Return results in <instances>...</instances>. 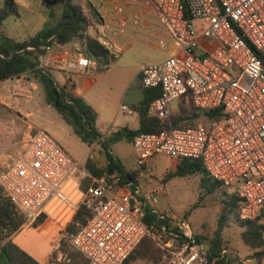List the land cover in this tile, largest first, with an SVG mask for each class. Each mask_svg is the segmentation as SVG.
Listing matches in <instances>:
<instances>
[{
    "label": "built area",
    "instance_id": "built-area-1",
    "mask_svg": "<svg viewBox=\"0 0 264 264\" xmlns=\"http://www.w3.org/2000/svg\"><path fill=\"white\" fill-rule=\"evenodd\" d=\"M152 1L178 52L141 69L142 86L161 90L149 104L148 115L167 120L174 113L173 103L183 98L199 110L221 107L223 115H202L186 127L134 135L137 169L131 177L119 171L92 174L44 129L32 131L11 163L0 164V185L26 223L32 225L41 216L55 222L60 236L88 264H124L145 237L168 252L169 264H214L208 244L198 239L188 220L158 209L161 188L142 184L155 155L200 159L213 179L237 191L243 220L254 219L264 206V0ZM95 39L110 54L120 51L104 26ZM42 47L45 53L37 67L62 72V85L71 91L77 75L94 76L99 70L98 60L82 51ZM120 107L131 110L126 104ZM85 179L89 184L82 188ZM82 205L91 216L76 231H68ZM149 214L156 220H147ZM60 240L47 264L69 261L59 249Z\"/></svg>",
    "mask_w": 264,
    "mask_h": 264
},
{
    "label": "trees",
    "instance_id": "trees-1",
    "mask_svg": "<svg viewBox=\"0 0 264 264\" xmlns=\"http://www.w3.org/2000/svg\"><path fill=\"white\" fill-rule=\"evenodd\" d=\"M43 2L49 9L56 5L64 7L63 17L59 18L55 28L47 26L30 40L20 42V40L14 41L8 37L1 39L0 81L20 77L24 73H27L28 76H34L43 85L47 102L62 113L81 141L89 144H93L95 141L100 142L105 150L107 163L104 166H99L95 159L93 160V157H88L86 167L92 174L102 176L119 171L120 173H126L129 177L133 175V172L126 171L123 163L109 151V143L111 141L125 137L132 139L134 135L141 132H157L165 128L186 127L194 124L202 115H206L211 119L219 118L223 115L221 107L199 110L192 105L190 110L183 109L179 112H174L170 118L161 121L148 115L149 104L160 95L161 91L159 87H152L146 90L145 99L141 104L140 127L135 130H120L108 139H102V134L96 124L97 114L94 108L83 98L77 96L73 90L71 91L65 85L59 84L52 76L51 71H43L37 65L39 56L45 53V49L42 47L44 44H49L53 47H69L74 51H82L87 56L98 60V65L100 66L109 64L112 55L94 37L89 35L88 28L93 24V21L85 14L82 6L76 0H43ZM12 14H19L18 3L15 0H5L3 7H0V27L6 17ZM30 46L35 48L31 49L29 48ZM194 173L202 174L201 185L203 188L208 187L206 190L223 187L207 173L200 159H180L176 168L167 172L163 180H168L176 175L184 176ZM88 184L89 179H85L82 183V188H86ZM230 197L231 199L227 202L220 221H222L223 225V220L230 219L240 226L244 240L250 247L256 249L254 255L262 263L261 260L264 257V222L261 221L259 214L252 220L241 219L239 216L241 199L237 191L231 193ZM91 214V210L82 205L66 229L68 231H76L81 224L88 220ZM155 218L154 214H149L146 219L155 221ZM44 222L45 217L41 216L31 226L36 227ZM24 224H26L25 216L17 209L0 185V258L3 264H41L20 247L13 238V235ZM220 230L221 226L217 230L218 235L211 241L209 259L210 261L215 260V264H235L228 262L221 255V243L218 238ZM196 236L199 240H204L203 236ZM59 249L69 257V261L65 262V264H88L87 258L69 243L66 238H61ZM162 256L163 252L156 246L153 239L145 237L124 264H133V261L138 259L159 262L162 260Z\"/></svg>",
    "mask_w": 264,
    "mask_h": 264
},
{
    "label": "crops",
    "instance_id": "crops-1",
    "mask_svg": "<svg viewBox=\"0 0 264 264\" xmlns=\"http://www.w3.org/2000/svg\"><path fill=\"white\" fill-rule=\"evenodd\" d=\"M15 1L21 3L30 0ZM38 1L43 7L48 8L43 0ZM4 2L5 0H0V5L2 3L4 5ZM76 2L93 21L88 28L89 35L95 38L98 29L104 26L108 37L118 45L120 51L115 54L111 53L109 64L99 65V70L94 76L77 75L72 90L94 108L99 130L103 127L113 128V131L102 133V139H108L120 130L138 129L141 125L140 108L148 89L141 84V69L147 64L161 62L178 52L171 31L152 0H76ZM50 10H57L61 18L64 15V7L60 5ZM12 15L19 16L20 13ZM58 22L59 20H56L55 24L49 27L55 28ZM3 24L0 27V33ZM41 31L42 29L33 34L28 33L27 37L16 38L9 34L4 37L21 42L34 38ZM21 78L29 79L30 77L24 73L20 77L8 79L17 81ZM3 81H0V109H12L24 114L20 109H29L27 108L29 104H25L27 101H24L22 97L33 99V95L28 90L19 88L18 81L14 84V91H11L9 86L2 87ZM30 87L32 90H37V82L31 80ZM121 104L128 105L131 110L122 109ZM185 105L191 107V101L187 98L176 101L172 105L173 111L179 112L184 109ZM1 117L0 130L5 133L4 138H8L6 146L8 148L6 150L0 148V161H4L6 157L15 156L16 158L21 154L26 139L32 131L28 130L23 135H19L21 133L16 132V128L7 125L8 123H5ZM29 125L31 128L32 124ZM129 140L132 143V139ZM95 144L101 148L99 141L93 142L92 146ZM136 159L137 153L135 154ZM126 169L132 171V169ZM154 183L152 181L153 185ZM142 184L152 187L144 177ZM27 227L30 232L24 233L25 229H23L16 237H13L15 242L41 264H47L50 256L58 247L59 226L53 221L46 220L36 227L31 225ZM0 264H3L1 258Z\"/></svg>",
    "mask_w": 264,
    "mask_h": 264
},
{
    "label": "rangeland",
    "instance_id": "rangeland-1",
    "mask_svg": "<svg viewBox=\"0 0 264 264\" xmlns=\"http://www.w3.org/2000/svg\"><path fill=\"white\" fill-rule=\"evenodd\" d=\"M0 7H3V3ZM19 13V16L10 15L6 17L2 32L0 33V40L6 34L16 38L20 36L27 37L28 33L33 34L47 26H52L60 18L57 10L43 7L38 0L22 1L19 3ZM200 56L204 57L205 55L201 54ZM51 74L59 84L62 85L64 83L62 72L54 70L51 71ZM28 77L30 78H21L17 81L19 88L22 87L33 95V99L22 97L24 101H27L25 104H29L27 107L29 109H20L24 114L12 109H0L2 120L8 123L7 125H10L11 128H16V132L19 131L21 133L19 135H23L28 130L34 131L35 129L48 131L81 167L85 166L91 154L93 155V160L95 159L99 166H104L107 163V158L102 145L101 149L96 144L92 146V144L81 141L62 113L55 106L47 102L43 85L34 76L29 75ZM31 80L37 82V90L30 89ZM17 81L16 79L14 81L9 79L4 80L2 87L6 88L9 86L11 91H14V84ZM184 109L190 110V105H185ZM29 124H32L31 128ZM4 134L0 130V148L2 150L8 148L6 147L8 138H4ZM10 148L13 147L10 146ZM109 151L123 163L126 171H130L126 168L137 169V159L135 160L136 151L128 138L125 137L120 140L111 141L109 143ZM14 158L15 156L6 157L4 161H0V164L7 165ZM178 162L179 160H175L167 155H155L148 161V168L150 170L146 171L144 178L147 183L151 184L150 186L157 189L161 188L159 191V203L157 204L158 209H168L173 214L188 220L195 234L204 237L203 239L208 244L209 249L211 241L218 235L217 230L221 226L218 237L221 243V255L228 262L235 264H264V257L261 260L262 263H260L254 255L256 249L250 247L244 240L240 226L230 219L223 220V225L222 221H220L225 206L231 199V193L235 192L234 189L231 187H219L214 190H206L208 187L203 188L201 185V173L184 176L176 175L168 180H163L165 174L173 171ZM152 181L155 182L154 185ZM258 214L261 221L264 222V207L259 209ZM28 225V223L24 224L13 237H16L23 229H25L24 233L30 232L29 227H27ZM61 238L60 236L59 240ZM160 250L163 252L161 261L154 262L147 259H138L134 260L133 264H169L171 256L161 248Z\"/></svg>",
    "mask_w": 264,
    "mask_h": 264
}]
</instances>
